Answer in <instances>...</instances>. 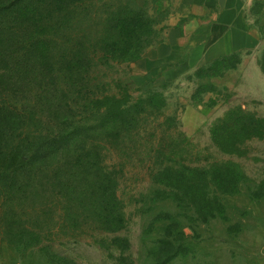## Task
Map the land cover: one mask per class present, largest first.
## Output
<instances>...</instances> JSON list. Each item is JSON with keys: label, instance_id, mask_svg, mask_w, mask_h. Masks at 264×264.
Here are the masks:
<instances>
[{"label": "rangeland", "instance_id": "obj_1", "mask_svg": "<svg viewBox=\"0 0 264 264\" xmlns=\"http://www.w3.org/2000/svg\"><path fill=\"white\" fill-rule=\"evenodd\" d=\"M123 1L152 21L150 47L160 43L169 10L159 0ZM248 11L264 38V0H250ZM102 16L93 31L104 29ZM263 59L264 51L240 54L176 81L151 80L133 64L101 69L112 95L161 97L139 135L98 147L116 173L121 218L108 225L97 215L99 199L55 188L51 207L39 198L0 199V264H264ZM240 109L261 120L260 132L233 140L225 153L214 126ZM224 164L235 179L228 193L219 187ZM169 170L181 172L170 180L178 190L160 184Z\"/></svg>", "mask_w": 264, "mask_h": 264}, {"label": "trees", "instance_id": "obj_2", "mask_svg": "<svg viewBox=\"0 0 264 264\" xmlns=\"http://www.w3.org/2000/svg\"><path fill=\"white\" fill-rule=\"evenodd\" d=\"M101 16L104 29L93 31ZM151 28L152 21L123 0L112 8L103 0H0L1 200L39 198L51 207L55 188L99 199L100 220L118 222L116 173L98 147L139 135L143 115L161 97L112 95L100 72L139 61L150 47ZM260 65L264 72V59ZM259 125L244 110L233 111L214 126L213 140L222 148L246 133L256 136ZM228 167L217 168L225 193L235 180ZM180 173L162 172L168 180L160 184L178 190L170 180ZM59 207L67 211L65 203Z\"/></svg>", "mask_w": 264, "mask_h": 264}, {"label": "crops", "instance_id": "obj_3", "mask_svg": "<svg viewBox=\"0 0 264 264\" xmlns=\"http://www.w3.org/2000/svg\"><path fill=\"white\" fill-rule=\"evenodd\" d=\"M158 3L169 10L163 37L133 63L151 80L176 81L224 57L264 51V38L249 15L250 0H159ZM261 69L259 74L263 75Z\"/></svg>", "mask_w": 264, "mask_h": 264}]
</instances>
